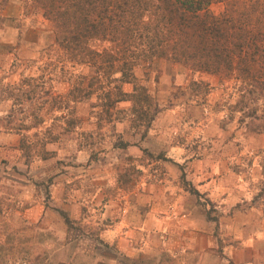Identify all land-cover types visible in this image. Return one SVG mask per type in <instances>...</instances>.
I'll list each match as a JSON object with an SVG mask.
<instances>
[{"label":"rangeland","instance_id":"rangeland-1","mask_svg":"<svg viewBox=\"0 0 264 264\" xmlns=\"http://www.w3.org/2000/svg\"><path fill=\"white\" fill-rule=\"evenodd\" d=\"M24 6L0 12V264H121L101 237L111 203L168 223L127 249L162 252L137 264H264V96L159 60L113 106L86 67L97 91L79 101L83 67Z\"/></svg>","mask_w":264,"mask_h":264},{"label":"trees","instance_id":"trees-1","mask_svg":"<svg viewBox=\"0 0 264 264\" xmlns=\"http://www.w3.org/2000/svg\"><path fill=\"white\" fill-rule=\"evenodd\" d=\"M9 1L0 0V12ZM23 2L27 15L51 24V46L83 67L69 90L79 101L96 93L103 77L112 106L129 101L135 93L125 92L123 84H134L138 67L159 60L226 79L237 75L249 81L251 95L264 96V0ZM215 3L224 5L222 13L211 10ZM86 67L96 84H86Z\"/></svg>","mask_w":264,"mask_h":264},{"label":"crops","instance_id":"crops-1","mask_svg":"<svg viewBox=\"0 0 264 264\" xmlns=\"http://www.w3.org/2000/svg\"><path fill=\"white\" fill-rule=\"evenodd\" d=\"M104 213L102 214L103 220H108L109 218H112L111 225H106L102 220L101 223L103 226H105V229L102 231V239H105L109 242H118L119 245L123 248V251L125 252H119V262L121 264H137L139 261L149 262L152 259H155L159 253L162 252H136L134 248L132 249L133 252H126L127 249L131 250L132 243L136 241V239L142 238L145 236V234L149 233V235L160 236L161 234H164V230L166 229V226L168 225L167 222L162 223L161 220L159 221L158 215L156 214V210H153L149 213H147V217L145 220L140 221L138 224L133 223V219L135 218V215L133 212H129V209L124 206H118L114 204H109L106 206V209H103ZM143 222V224L141 223ZM189 223V222H188ZM195 223V222H194ZM95 224V223H94ZM190 225V224H189ZM169 229V227H168ZM189 230V227L187 228ZM170 231L171 228H170ZM264 231V230H262ZM153 232V234H152ZM191 234H195L194 232H191ZM179 234V233H178ZM263 235V232L261 233ZM173 235V234H172ZM186 235H188L186 233ZM192 235V236H193ZM189 236V235H188ZM147 237V235H146ZM173 237H176L173 235ZM178 238V237H177ZM187 239V238H184ZM155 241H161L160 237L159 240L156 238L153 239ZM154 245V244H153ZM253 247V245L251 244ZM192 246H189V248H193ZM196 247H198L196 245ZM199 252L202 253L203 250L198 249ZM124 258L125 261L121 260L120 258ZM143 264V263H142Z\"/></svg>","mask_w":264,"mask_h":264}]
</instances>
